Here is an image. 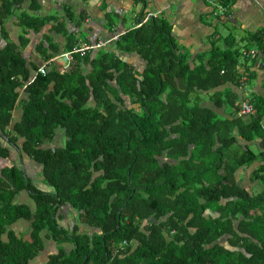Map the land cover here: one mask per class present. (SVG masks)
<instances>
[{
    "label": "trees",
    "instance_id": "obj_1",
    "mask_svg": "<svg viewBox=\"0 0 264 264\" xmlns=\"http://www.w3.org/2000/svg\"><path fill=\"white\" fill-rule=\"evenodd\" d=\"M35 3L0 0V264H264L262 114L203 97L237 85L245 51L190 62L147 11L66 66L45 38L43 73L25 55Z\"/></svg>",
    "mask_w": 264,
    "mask_h": 264
},
{
    "label": "crops",
    "instance_id": "obj_2",
    "mask_svg": "<svg viewBox=\"0 0 264 264\" xmlns=\"http://www.w3.org/2000/svg\"><path fill=\"white\" fill-rule=\"evenodd\" d=\"M220 6H223L221 13ZM32 7L36 9L31 8L29 12L44 20V25L38 33L29 32L30 42L25 55L39 65L43 59L36 46L42 42L44 47L48 45L45 38L55 43L58 50L54 58L59 59L57 56L67 51L68 33L74 34L76 43L107 39L114 31L124 33L138 27L144 13L155 10H160L156 19H165L170 28L171 44L182 54L188 55L190 62L203 60L206 63L216 51L223 55L237 49L243 53L255 48L258 53L254 58L246 57L245 52L237 55L236 70L245 78L247 76L246 96L257 105L254 115L243 118L251 121L258 112L261 113L260 125L264 131V0H36ZM224 7L228 9L227 13H224ZM56 23H59L57 26L61 24L63 33L52 30ZM7 27L16 40L20 24L11 18ZM186 80L185 76L179 82L183 89L186 88ZM238 84L228 82L203 91L205 104H210L208 98L216 90L224 96L234 93L233 103L224 105H238L242 94ZM233 109L225 107V114L233 115ZM259 142H254L256 151H259ZM10 164L11 160L0 159V168ZM33 166L34 163L28 161L26 170L30 174L33 173ZM248 173L244 172L242 179V185L246 188H249ZM19 226L21 223H16V231L20 230Z\"/></svg>",
    "mask_w": 264,
    "mask_h": 264
},
{
    "label": "built area",
    "instance_id": "obj_3",
    "mask_svg": "<svg viewBox=\"0 0 264 264\" xmlns=\"http://www.w3.org/2000/svg\"><path fill=\"white\" fill-rule=\"evenodd\" d=\"M208 1H211L213 2L214 0H208ZM219 8V13L222 12V10H220L221 8L223 7H218ZM160 11H150L146 14L145 16V20L148 19V18H155L157 17V15L159 14ZM118 38V34L115 33L113 34L111 37H109L108 39H99L95 42H92V43H88V42H83V43H79L77 45H75L72 49V51H66V52H63L61 55H58L57 57H62L64 59H66V63H65V66L68 65V62H69V57L71 55L72 52H77L79 53V55H83L85 53L86 50L88 49H94V48H98V47H103L106 43H109L110 41L112 40H115ZM245 56L246 57H255L257 55V50L252 48V49H249V50H246L245 51ZM56 57V58H57ZM49 61H46L44 63H41L40 65V71L41 72H45L46 70V66H47V63ZM245 76H242L239 80V87L242 91H246L248 89L247 85H246V82H245ZM253 111V105H251L247 100L243 99L241 101V104H240V112L241 113H244V114H247V113H251Z\"/></svg>",
    "mask_w": 264,
    "mask_h": 264
},
{
    "label": "clouds",
    "instance_id": "obj_4",
    "mask_svg": "<svg viewBox=\"0 0 264 264\" xmlns=\"http://www.w3.org/2000/svg\"><path fill=\"white\" fill-rule=\"evenodd\" d=\"M157 11H160V10H157ZM159 13H160V12H159ZM246 91H248V89H247ZM246 91H245V92L242 91V94H241V97H240V102L238 103V105H239V109H240L241 101H242L243 99L247 100L251 105H254V104H252V103L250 102L251 99H249V98L246 96ZM254 112H255V108H254V106H253V111H252L251 113H254ZM251 113H250V114H251Z\"/></svg>",
    "mask_w": 264,
    "mask_h": 264
},
{
    "label": "rangeland",
    "instance_id": "obj_5",
    "mask_svg": "<svg viewBox=\"0 0 264 264\" xmlns=\"http://www.w3.org/2000/svg\"><path fill=\"white\" fill-rule=\"evenodd\" d=\"M61 59H64V58H61ZM14 159H17V157H15ZM18 160V159H17Z\"/></svg>",
    "mask_w": 264,
    "mask_h": 264
}]
</instances>
